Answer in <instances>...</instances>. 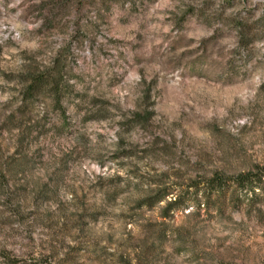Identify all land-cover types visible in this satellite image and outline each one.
I'll return each mask as SVG.
<instances>
[{
    "label": "rangeland",
    "instance_id": "rangeland-1",
    "mask_svg": "<svg viewBox=\"0 0 264 264\" xmlns=\"http://www.w3.org/2000/svg\"><path fill=\"white\" fill-rule=\"evenodd\" d=\"M261 170L264 0H0V264H264Z\"/></svg>",
    "mask_w": 264,
    "mask_h": 264
},
{
    "label": "trees",
    "instance_id": "trees-1",
    "mask_svg": "<svg viewBox=\"0 0 264 264\" xmlns=\"http://www.w3.org/2000/svg\"><path fill=\"white\" fill-rule=\"evenodd\" d=\"M64 69L60 65L54 62L52 67H45L43 71H37L30 75L27 79L26 96L37 97V98H49L57 106L61 105L62 98L65 92L68 91V87H65L64 82ZM264 184V170L258 173H247L241 174L234 179H224L219 174H215L214 177L208 180L207 186L211 188L210 193L205 194L206 208L209 209L211 206V199L221 201V210L224 206V200L227 193L236 186L239 190L245 192L247 195L256 196V191ZM170 193L161 195V191L157 190V196L155 199H148L142 205L147 207H155L156 205L167 201ZM180 204V199L171 200L168 203L167 211H172Z\"/></svg>",
    "mask_w": 264,
    "mask_h": 264
}]
</instances>
